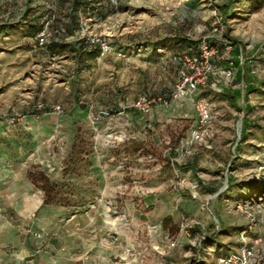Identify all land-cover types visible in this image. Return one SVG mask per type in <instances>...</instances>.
<instances>
[{
	"label": "rangeland",
	"instance_id": "obj_1",
	"mask_svg": "<svg viewBox=\"0 0 264 264\" xmlns=\"http://www.w3.org/2000/svg\"><path fill=\"white\" fill-rule=\"evenodd\" d=\"M74 16L125 56L79 49ZM47 18L64 46L39 45ZM219 20L210 86L141 118ZM193 100L212 114L199 141ZM0 237L9 264L264 252V0H0Z\"/></svg>",
	"mask_w": 264,
	"mask_h": 264
},
{
	"label": "built area",
	"instance_id": "obj_2",
	"mask_svg": "<svg viewBox=\"0 0 264 264\" xmlns=\"http://www.w3.org/2000/svg\"><path fill=\"white\" fill-rule=\"evenodd\" d=\"M53 21V18L46 19L44 29L38 35L40 46L46 44ZM222 33L223 22L219 20L213 28L212 35L200 40L193 54H181L171 57L170 61L176 66L178 77L174 91L168 95L160 96L141 95L134 101L132 108L144 118L149 116L156 106L169 107L175 101L192 98L198 90L208 88L211 76L214 74L213 59L218 54V49L214 45L215 38L221 36ZM77 36L78 40H84L90 46L96 47L101 59L110 56L117 58L125 56L122 51L114 47L107 36L92 33L84 23L81 24ZM226 76L232 79L234 76L233 70L227 71ZM193 104L197 114V127L193 131L192 137L195 141H199L205 137V129L211 123L212 114L207 103L201 100H193ZM55 110L61 111V107L56 106ZM241 235L242 238H245L246 231H243ZM175 245L172 242V247ZM0 264L4 263L0 262ZM220 264H264V252L257 251L255 248L245 244L239 250L222 257Z\"/></svg>",
	"mask_w": 264,
	"mask_h": 264
},
{
	"label": "trees",
	"instance_id": "obj_3",
	"mask_svg": "<svg viewBox=\"0 0 264 264\" xmlns=\"http://www.w3.org/2000/svg\"><path fill=\"white\" fill-rule=\"evenodd\" d=\"M95 4V3H94ZM54 22V21H53ZM74 22L77 23V26H76V31L78 32L79 29L81 28V22L79 20V16H74ZM53 25V23L51 24V26ZM50 26V28H51ZM44 29V27H42L40 30H39V34L42 32V30ZM74 30V31H75ZM68 30L65 29V28H62V27H58L56 28V30H54L53 28V32L51 34L50 32V36L47 38V41H46V45H48L49 47H61V46H64V43H65V36L68 34ZM77 43L75 44L79 49H86V50H90L91 52H94L97 56H99V51L96 47L94 46H90L89 44H87L84 40H78L76 41ZM214 45L216 46V43L214 42ZM75 46V47H76ZM217 47V46H216ZM218 49V54L214 57L213 59V66H214V74L211 76V79H210V84L213 80V77H215V75L217 74V71H216V66H215V60L218 58V55L220 54V52H224L225 49H226V45L225 44H222L220 45V47H217ZM121 51V50H119ZM232 52H236V54L239 53V50H232ZM188 54H193V53H188ZM226 65H228V69L227 70H233L235 68V60L232 59V60H227V62H225ZM223 96L225 98H230L232 101L234 100V98L232 96H230L228 93H224ZM143 118V117H141ZM239 145L236 147V149L238 150L239 148ZM229 182L231 183V178L229 179ZM246 233L248 232V230H245ZM232 253V252H230ZM230 253H228L227 255H229ZM225 255V256H227ZM193 264H202V262L200 260H196L194 259L193 260Z\"/></svg>",
	"mask_w": 264,
	"mask_h": 264
},
{
	"label": "crops",
	"instance_id": "obj_4",
	"mask_svg": "<svg viewBox=\"0 0 264 264\" xmlns=\"http://www.w3.org/2000/svg\"><path fill=\"white\" fill-rule=\"evenodd\" d=\"M0 257H1L0 258V262H3L4 264H9V262H5L6 260H3V259H6V258H4L5 256L1 255V250H0ZM87 258H88V262H85V259L81 257L80 258L81 260H79L78 264H92L91 256H88Z\"/></svg>",
	"mask_w": 264,
	"mask_h": 264
}]
</instances>
